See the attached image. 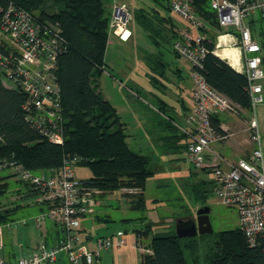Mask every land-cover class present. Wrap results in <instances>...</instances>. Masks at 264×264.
I'll use <instances>...</instances> for the list:
<instances>
[{"label": "built area", "instance_id": "built-area-1", "mask_svg": "<svg viewBox=\"0 0 264 264\" xmlns=\"http://www.w3.org/2000/svg\"><path fill=\"white\" fill-rule=\"evenodd\" d=\"M197 1L169 0L170 10L182 20L173 48L191 64L194 105L185 116L186 125L181 126L188 138L187 159L197 169L214 172L216 196L222 204L237 209L240 228L248 243L256 246L264 236V149L256 117L257 106L264 104V65L261 44L254 38L249 21L264 13V0H208L222 29L216 36L213 52L217 54L218 49L228 45L239 48L241 58L233 66L247 76L254 113L246 128L252 143L251 155L235 161L213 149L214 143L227 141L236 134L221 125L215 126L213 117L236 106L208 83L203 72L213 26L198 13ZM133 19L132 3L113 0L109 32L127 28ZM66 50L67 42L58 24L47 22L12 2L3 10L0 20L2 79L27 95L23 105L27 122L59 144L64 143V113L58 70L59 59ZM78 160V157H65L54 174L34 172L11 163L19 178L39 190L34 201L46 206L34 217L36 224L50 221L62 234L52 244L41 241L30 253L13 262L0 258V264H53L62 252L69 264H100L103 251L128 244V233L123 229L100 237L93 246L88 244L81 220L97 210L96 195L102 191L75 175ZM122 191L137 193L140 189L126 187Z\"/></svg>", "mask_w": 264, "mask_h": 264}, {"label": "trees", "instance_id": "trees-1", "mask_svg": "<svg viewBox=\"0 0 264 264\" xmlns=\"http://www.w3.org/2000/svg\"><path fill=\"white\" fill-rule=\"evenodd\" d=\"M110 1L0 0V20L3 10L12 2L47 22L58 24L67 42V50L59 59L58 70L64 113L63 144L52 142L27 122L23 108L27 95L18 88L8 86L0 73V170L7 168L11 171L9 176L19 178L11 166L14 162L34 172L54 174L61 168L65 157H78L77 165H86L91 170V177L84 180L102 191L98 197L126 187L138 188L140 191L135 194H123L130 197L131 208L142 210L146 208L147 181L154 174L151 156L133 149L115 106L93 86L94 76L102 73L106 65L112 10ZM155 3L150 8H134V19L153 36H159L173 45L179 37V25L171 15L162 13L163 8L171 11L169 0H157ZM197 7L198 13L206 21L213 26L218 24L208 0H198ZM258 20H264V13L249 21L255 39L254 22ZM260 25L263 52L264 22ZM217 33L211 34V42L208 43L210 51L204 63L205 77L213 88L235 104L237 112L251 110L246 74L213 52ZM262 60L264 65V56ZM213 123L220 127V115L213 117ZM166 126L171 127L172 134L165 140L175 137L172 143L177 145L186 134L181 133L170 120ZM184 145L186 147L187 144ZM19 179L24 183L23 188L17 190L19 198L34 200L39 190L32 183ZM9 191L6 176H0V226L14 221L13 214L19 208L18 204L8 207L3 203ZM39 205L41 209L46 208L43 204ZM140 218L146 216L123 218L121 221L133 224ZM96 219L104 223L112 221L107 216H97ZM124 230L135 233L137 245L150 250L143 252L139 264H264V236L256 246H251L239 227L192 237H179L175 230L154 232L150 223L133 225L130 230ZM61 234L60 229L49 231L48 228L44 241L52 244ZM17 258L16 253L12 252V257L4 259L13 262Z\"/></svg>", "mask_w": 264, "mask_h": 264}, {"label": "rangeland", "instance_id": "rangeland-1", "mask_svg": "<svg viewBox=\"0 0 264 264\" xmlns=\"http://www.w3.org/2000/svg\"><path fill=\"white\" fill-rule=\"evenodd\" d=\"M119 1L132 3L133 11L134 3L150 8L152 3L157 2V0ZM160 1L165 2L166 0ZM164 12L171 15L175 23L181 24L182 20L178 15L167 9H164ZM245 21L248 22V19ZM262 22L260 20L254 22V31L260 43L262 37L259 32ZM121 28H114L115 32L110 34L112 43L108 44L107 60L110 65L114 64L115 68L109 67L110 74L108 75L96 74L93 86L96 90L102 89L104 94L108 93L112 97L119 112L128 122L129 127L126 133H129L130 145L133 149L151 156V167L154 174L147 181L145 209L131 208L130 197L125 196L122 190L105 192L103 196L99 197L96 195L99 204L97 210L82 218L87 229L96 236L108 234L117 229L128 228L130 230L133 225L143 226L150 223L154 232L174 231L178 217H195L197 209L204 205L211 207V221L214 230L240 228L237 209L222 204L215 194L214 172L197 169L187 159L184 145L187 141V134L177 145L172 143L175 137H170L171 142L168 139L165 140V137L172 134L171 127L166 126L169 117L175 118V115L179 114L182 99L185 101L189 99L191 64L183 56L174 52L172 44L164 42V39L159 36H153L135 19L127 28ZM124 31L126 32L121 34ZM215 31L219 32L216 36L222 33L219 23L212 27V33ZM261 53L264 56V50ZM177 69L181 70L180 77L176 73ZM111 75L117 82L116 84H121L114 85L112 79L109 78L112 77ZM135 82L141 83V86H135ZM131 88L141 94L143 100L154 107H161V104L166 101L165 113L158 114L147 104L146 112L152 118H148L146 124L138 122L133 113L135 104L136 107L139 106V98L133 95ZM253 115V111L249 109L246 112L240 111V113L236 109L223 113L224 126L236 134L227 141L214 143V149L222 153L223 148H226L224 145H228L234 140L239 142L246 140L251 143L246 128ZM256 117L264 149V104L257 106ZM175 125L183 133L181 129L183 125L179 123ZM225 151L230 157L238 159L239 155L233 156L228 149ZM10 173L11 171L7 168L0 170V176H6L10 188L3 203L8 207L18 204L19 208L13 214L14 221L0 226V258H10L12 252L18 256L30 253L44 240L48 228L53 231L57 229L55 224L50 221H45L41 225L36 224L34 217L45 208L41 209L39 203L32 198L20 199L17 190L18 188L22 189L24 183L17 176H9ZM75 175L80 179H89L91 170L86 165H76ZM203 195L206 198L203 199ZM97 216H107L112 221L99 222L96 219ZM143 216L146 218L137 219L133 224L121 221L123 218ZM142 252L146 251L143 249ZM63 254L61 255L64 257ZM56 264H65V262L61 260Z\"/></svg>", "mask_w": 264, "mask_h": 264}, {"label": "crops", "instance_id": "crops-1", "mask_svg": "<svg viewBox=\"0 0 264 264\" xmlns=\"http://www.w3.org/2000/svg\"><path fill=\"white\" fill-rule=\"evenodd\" d=\"M155 4L156 3L154 2L150 6H153ZM133 6H135L134 8H136V9L137 8H146V7H143L141 5H138L137 3H134ZM111 9H112V0L110 1V10ZM162 13L164 14V8L162 10ZM135 21H137V20H135ZM179 27H180V25H179ZM130 30H132V29H130ZM110 34H112V32H109L108 44L112 43L111 38H110ZM224 38L226 39V37H224ZM236 47L237 46H235V45L223 46L222 48L218 49L217 52L220 53L225 48H236ZM228 55H232V56H230L228 58H224V57H222L220 55H218V56L221 57L222 59L226 60L232 67H234L233 64H234L235 60H237V59L239 60V58H241V54L239 52V48H238V52H235L234 50L228 51ZM235 56H237V58H234ZM107 59H108V46H107L106 54H105V61H106L105 64L106 65H105V67H104V69L102 70V73H101L103 75L104 74H106V75L110 74L109 71H108V68L109 67L112 66L113 68H115L114 67V64L110 65V63L108 62ZM176 73H177L178 77H180L182 75L180 69H177L176 70ZM109 78L112 79L114 85H120L121 84L120 83L121 80L119 82L120 84H116L117 82L114 80L113 76L112 77H109ZM189 83H190V85H189V88H188V90H189V97H188L189 99H188V101H185L184 99H182V103H181V108L179 110V114L177 113V115H175L176 117L178 116L177 119H176V117L174 118L173 116H170L169 117V120L171 122H173L174 124L179 123V124H182L183 126H185L186 125L185 124V116L193 108V105H194V100H193V95H192V92H193V83H192L191 77L189 78ZM140 84L141 83L135 82L134 85L137 86V87H140L141 86ZM131 91H132V93H133V95L135 97H138L139 98V102H138V105L139 106L136 107V104H135V110H134V113L133 114L136 116V119L138 120V122H140L142 124H146L148 118L149 119L152 118V116L146 112V110H147V107L146 106H147L148 103L146 101H144L143 98H142V95L139 94L137 91L135 92V90L133 88H131ZM98 92L105 99H108L115 106L118 115L120 116L122 122L124 123L125 132H126L127 131V128L129 127L128 122L125 120V118L119 112L118 107H116V105L112 101V97H110V95H108V93L107 94H104L103 91H102V89H99ZM135 103H136V101H135ZM148 105H149V107L151 109H155L158 114H161L162 115V114L165 113V108L167 106V102L164 101V103L161 104V107L160 106L159 107H157V106L154 107L152 104H148ZM138 107H140L141 109L138 108ZM162 107L164 109H162ZM136 111H137V113H136ZM251 111H252V109H251ZM242 112H246V109L242 110ZM222 115L223 114H220L221 120H222ZM224 123L225 122H223V120H222V122H221V126L222 127H225L224 126ZM127 139H128V137H127ZM245 141L243 140V141L239 142L237 140H234L232 142H229L228 145H224V146H226V148L231 152V154H233V156L239 155L238 158H242V157L243 158H249L250 155H251V152L250 151H251V148H252V143H250L249 141H246V142ZM226 148H223V151H222L221 154L224 155V156H226L230 160L235 161V158H233L232 156L230 157L226 153L227 152V151H225V150H227ZM213 149H214V147H213ZM81 221H82V231L86 234V236H87V242H88V244L90 246H93L95 244L96 240L99 239L100 237L110 236V235L114 234L116 231L120 230V229H117L115 231L113 230V231L109 232L108 234L96 235L95 236V235L92 234V232H90V230L87 229V226H86L85 222L83 220H81ZM50 229L51 228H49V231H50ZM128 241L129 242H128V244L126 246H123L121 248H114V249H110V250L103 251L102 252V255H101L100 264H139L140 263V259H141V255L143 254L142 251H143V249L145 250L146 248L140 247V246L137 245L136 235H135V233H133L131 231L128 233ZM61 254H63V252ZM61 254H60L58 260L55 263H53V264H56L57 262H59L61 260H64L65 264H69L66 254L65 253L63 254L64 257ZM16 256H18V255H16Z\"/></svg>", "mask_w": 264, "mask_h": 264}, {"label": "water", "instance_id": "water-1", "mask_svg": "<svg viewBox=\"0 0 264 264\" xmlns=\"http://www.w3.org/2000/svg\"><path fill=\"white\" fill-rule=\"evenodd\" d=\"M211 207L201 206L197 209L196 217H178L175 224V231L179 237H192L197 234L212 233L214 231L211 221Z\"/></svg>", "mask_w": 264, "mask_h": 264}, {"label": "bare ground", "instance_id": "bare-ground-1", "mask_svg": "<svg viewBox=\"0 0 264 264\" xmlns=\"http://www.w3.org/2000/svg\"><path fill=\"white\" fill-rule=\"evenodd\" d=\"M230 50H234L235 52H238L237 47L236 48H225L222 50V52L217 53V54L224 57V58H228V57L232 56V55H228V51H230ZM234 58H237V56H235Z\"/></svg>", "mask_w": 264, "mask_h": 264}, {"label": "flooded vegetation", "instance_id": "flooded-vegetation-1", "mask_svg": "<svg viewBox=\"0 0 264 264\" xmlns=\"http://www.w3.org/2000/svg\"><path fill=\"white\" fill-rule=\"evenodd\" d=\"M197 214H195V217H196ZM210 216H211V212H210Z\"/></svg>", "mask_w": 264, "mask_h": 264}]
</instances>
